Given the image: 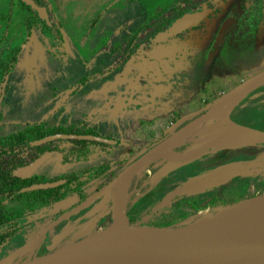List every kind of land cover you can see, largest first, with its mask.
<instances>
[{"label": "rangeland", "instance_id": "rangeland-1", "mask_svg": "<svg viewBox=\"0 0 264 264\" xmlns=\"http://www.w3.org/2000/svg\"><path fill=\"white\" fill-rule=\"evenodd\" d=\"M64 3L57 0L55 9L63 23L66 41L60 43L52 37L43 41L41 28L35 29L31 37L33 40L21 51L18 63L6 78L3 98L0 101V111L6 125L1 134L12 133L29 121L46 119L50 125H68L83 121L85 126L95 127L99 135L115 138L119 143L113 144L109 154L89 160L73 159L69 151H48L31 164L16 168L14 172L21 176H38L41 182H49L57 180L64 174L93 170L101 163L107 162L104 173L110 176L111 173L120 172L110 181L111 183L117 181L112 186V204L114 196L125 184L123 179L118 182L121 174L148 148L147 145L157 133L181 122L180 113H183L184 109L204 105V100H207V108L220 99L227 100L224 103L226 105L240 79L249 78L264 70V28L261 37H258L260 41L257 38L253 43L254 47L248 51L243 47L239 52L228 53L229 58L223 62L221 59L215 61L213 58L211 64L209 61H203L204 63L195 62L193 65H184L183 57L178 62L168 61L164 56L170 57L176 48L175 45L168 49V42L156 43L142 49L141 46L147 43V38L152 36L148 31L143 40L137 42L140 44L134 48V56L131 55V58L123 60V64L118 65L123 54L127 52L128 44L133 43L132 35L139 32L144 23L145 15L152 14L157 6H151L150 11L145 10L144 14H141L144 6L133 4L132 0H125V4L123 0H78L66 8L63 7ZM151 3L155 4L153 0ZM104 5H107L106 14L116 12L117 18H127L126 22H129L124 23L121 28H126V31L124 33L122 31L123 34L114 40H106L104 36H102L104 39L92 38L86 34L92 18ZM250 11L248 8H239L240 20L238 26L231 31L229 37L231 42L239 45L247 43L245 41L249 39L246 36L249 26L247 17ZM13 22L15 32L11 37L13 40L11 39L10 47L26 38L22 19ZM102 26L104 25L100 23L95 32ZM119 26L111 28L113 30ZM104 27L107 28L106 25ZM101 32H105V29ZM84 34L87 38H84ZM174 42L172 39L169 41L172 44ZM126 46L128 47L125 48ZM164 49L167 52L162 54L161 50ZM136 57L138 59L135 62ZM165 61L167 69L162 72L160 66ZM112 67L114 68L110 69ZM108 69L110 71H107ZM97 71H102V74L81 85L75 96L71 97L69 92L78 85L79 80L84 75ZM256 92L260 94L246 97L233 110L230 116L233 123L246 122L248 125L261 123L264 127V83ZM234 128L236 125L229 120L213 127L216 130ZM241 144L244 143L240 142L239 145ZM135 175L126 188L128 193L129 190L132 191L134 182L139 180ZM103 177L104 175H101L95 180L88 181L85 187L89 192V198L86 202L78 204V191L72 190L63 198L45 205L42 210L47 211L46 216L23 226L8 242L0 245V263L26 264L35 258L54 253L61 247L71 245L88 233L95 230L101 233L106 229L111 220L108 217L96 228L92 227L97 219L106 213L108 196H104L105 192H102L105 187L98 190L100 186L98 183L104 179ZM198 177H190L186 181L199 182ZM224 177L225 172L217 170L207 177L208 181L201 177L202 181L199 183L201 186H208L223 181ZM253 181L254 178L246 174L234 184L238 188L237 195L242 197L240 200L264 194V189L252 187ZM209 197L210 195L200 197L199 201L203 203L200 210L237 202L223 203L217 199L207 202ZM98 198L101 199L97 204ZM126 206H129V199L124 201V210ZM198 209H192L190 215H187L188 211L177 215L168 209L169 214L167 212V215L157 217L153 223H143L144 226L151 225L157 229L143 231L141 234H157L162 230L180 226L162 235L167 236L187 226L194 217L191 220L188 218L196 216ZM118 217L121 223V208Z\"/></svg>", "mask_w": 264, "mask_h": 264}, {"label": "flooded vegetation", "instance_id": "flooded-vegetation-1", "mask_svg": "<svg viewBox=\"0 0 264 264\" xmlns=\"http://www.w3.org/2000/svg\"><path fill=\"white\" fill-rule=\"evenodd\" d=\"M33 1L38 6L43 7L45 9L46 11L45 17H43L39 13V11L33 7L31 3H26L23 0H0V71H2L1 65L4 62V60L10 62V58H8L10 57V50H12L15 46L21 48L19 52V56H20L21 51H23V49L28 46L30 41L33 40L31 38L33 31L39 27L41 28V35H42L41 40L47 41L48 37H52L55 40L59 41L60 43L66 41L65 33L63 30V23L57 16L55 9L56 6L55 3L57 0H33ZM61 1L65 2L63 7L66 8L70 4L78 0H61ZM153 1L155 2L156 5L152 4L151 0H132L133 4L135 5L137 3V5L140 7H142V5L144 6L145 9L142 11L143 13L141 12V14H144L145 10L150 11L151 6H157V8H154L152 14L148 13L147 16L145 15L144 23L141 25L139 32L132 35L131 40H133V43L128 44L129 47L128 46L125 47V48L128 47L127 52L123 54L122 59L119 60L118 65L123 64V60L128 59L131 55L134 56V52H135L134 48L135 47L137 48V46H139L140 44L137 42L140 41V39L143 40V38L147 35L148 31L152 33V36L147 38V43L149 45H147V43H144L145 46L142 45L141 46L142 49L146 47H151L156 43L168 42L167 43L168 44L167 47H169L168 49L176 45V48L173 49L174 53L170 57H168V55L164 56L165 58H167L168 61L178 62L180 58L183 57L185 58L183 63L184 65H193L195 62H203V61H209V63L211 64L214 60L218 61V59H221V62H223L225 59L229 58L228 53L233 52L234 54L236 52H239V50H241L243 47L245 48V50L248 51L249 49H251V47L252 48L254 47L253 46L254 41H257V38L261 37L262 30L264 28V0H153ZM123 4H125V0H123ZM106 7L107 5H104L102 9L98 7V9L100 10L96 12L95 16L92 18V21L90 22V26L87 29L86 34L88 36H91L92 38L101 37V39L102 38L104 39L105 37L106 40L107 39L114 40L117 38V36H120L126 31V28L125 29H121V28L124 23H129L126 22L127 18H123V17L117 18L116 12L106 14L107 13V10H105ZM239 8H248L251 10L248 13V17H247L249 26H248V33H246V36H248L249 39L245 40L247 41V43L243 42L241 45L237 44L236 42H231L229 38L233 28L238 26L240 20ZM202 10H206V12L195 24L187 26L186 28L178 31L176 34L169 36L163 40H156L157 34L165 30L168 26H170V24H172L178 18L182 17L187 13H194ZM17 19L20 20L22 19L24 30L26 32V38L25 37L22 38V40L18 41L16 45L10 47V43L13 40L11 37L15 32L13 21L14 20L17 21ZM227 21H228V26L224 29L223 35L219 38V35L222 31V27ZM100 23L103 24L104 26L106 25L107 28L102 26V28L98 29V31L95 32L97 26ZM116 25H120V26L117 29L113 28L112 30L111 27ZM104 29L105 32H101ZM122 31L123 33H121ZM86 34H84L85 36V37L83 36L84 38H87ZM171 39L175 41L173 44L169 43ZM258 40L260 41L259 38ZM219 48L221 49V51ZM166 52H167L166 49L161 50L162 54ZM137 57L135 58V62L136 59H138ZM113 68L114 67L110 69ZM160 68L162 69V72L163 70L167 69L166 61L162 66H160ZM110 69H108L107 71H110ZM8 74H10V68L4 70L3 74L0 73V101L3 98V85L6 81ZM100 74H102V71L99 72L97 71L94 72L93 74H87V75H95V77H97ZM246 79L248 78L240 79L239 84H241ZM259 86L256 87L253 91H251L243 99L249 96H253V97L258 96L260 92H256V91L258 90ZM73 90L69 92L71 97L75 96V94L77 93V90L76 91ZM204 102H205L204 105L195 106L191 109H186V110L184 109L185 111L183 110L182 111L183 113L179 112L180 113L179 119L181 120L180 122L181 124L178 126V128L179 127L180 128L173 135L178 133L186 124H188L189 122H191L192 120H194L199 116V115H194L195 112L203 109L201 114L204 115L206 112H208L209 109H211V107L215 106L216 104H221L223 100L220 99L215 101L210 105L209 108L206 107V105L208 104L207 100H204ZM240 102L238 104H240ZM236 106L232 109L230 116L233 110L236 108ZM5 125L6 122L3 120V113L2 111H0V136H5L10 134V132L6 134L4 133L1 134V130L4 128ZM244 125H248V124L244 122ZM248 126L262 130L264 128L261 123H253V125H248ZM168 129L169 127L167 129L162 130L160 133H157V135L153 137V140L150 141L149 144L147 145L148 148L145 151H143L141 154H139L136 157V159L139 158L141 155H143V153H146L157 143H159L160 141L157 142L156 140L160 138L162 133ZM213 130L214 129L212 128H208L207 130L202 132L204 134H208ZM194 131H195L194 133H197L198 128H195ZM227 134L231 136V140H233V144L231 148L230 147L224 148L221 147V145H219L217 147L207 149L206 151H204L203 154L186 152L188 154L187 155L184 152L178 153L177 156L180 158H184L187 155V158H189V160H192L190 162V165L188 164L187 166H185V168H181V170L172 169L166 175L160 177L155 182L153 180L148 182V186L146 187H144L143 183L147 179H149L152 176V174L162 164L166 163L170 157H174L175 155H170V156L168 155L169 156L168 158H165V156L160 155L154 158L153 160H151V162L148 161L144 167L137 169L135 172L136 174L135 176L139 180L138 181L136 180V182H134L135 184L132 185V191L129 190L130 193H128V191L126 190L127 186L129 185L127 183L122 186L121 191L119 192L124 195L120 207L125 200L129 199V206H126L125 213H127L130 221L138 224L153 223L157 219V217L159 216L162 217L167 215L168 209L174 214L177 213V215H182L186 211H188L187 215H190L193 212L192 209L199 208L198 211L200 210V205H202L203 203H201L199 200L200 197H202L203 195H210L207 202H211L217 199V201L223 203H229L228 201L233 200V198L242 199V197L237 195L238 188L235 187L234 184L237 181H239V179L244 178L246 174L254 178L253 181L254 186H257L258 189L261 190L264 189V168H259V170L255 169L249 173H247V171H241L238 169L224 171L225 177L223 181L216 182L215 184H208V186H201L199 183L202 181L200 178L203 175L199 176L198 185L190 186V184L187 183L185 184V182H188L186 180L190 176L203 174V173L206 174L211 169H219L228 165L235 166V163L244 162L248 160H264L263 143L250 142L239 145L240 143H238L237 141L238 140L244 141L246 139L245 135L239 133L236 130H227ZM117 143H119V141ZM63 144L67 145L68 142H65ZM109 144L113 145L116 143H109ZM189 145L181 144L175 146V148L179 150H184L188 148ZM243 150L246 153H244ZM110 152L101 155H93L89 159L102 157L109 154ZM156 162H159L160 164H157ZM106 164L107 162H103L93 170H84V171L76 172V173L91 172L88 179L84 183L85 185L82 186L83 188H85L86 191L87 189L85 186L88 183V181H90L91 179L95 180V178L104 175L103 177L104 179H102V181L98 183L100 185L98 186V190H101L103 187H105L104 190L102 189V192H105L104 196L105 195L108 196L106 213L97 219L98 221L92 225L93 228H96L97 225L103 223V221H105L107 217L108 219L111 218L114 201L116 196L119 194L117 193V195L114 196L111 204L112 187H110L109 189L107 187L114 185L116 181H113L112 183L110 181L120 172H118L117 174L111 173L110 176H108L107 173L103 172L104 169L106 168ZM61 178H65V177H59L58 179ZM180 184L181 186L179 187L181 191L177 195L175 196L173 195L172 197H170V200L167 201L164 205L162 206L157 205L156 201H153L152 198L155 196V192H154L155 188L162 190H166L168 188L169 190L168 189L167 190L170 191L174 187ZM182 190H185V192H182ZM88 198H89L88 191L85 197H81V195L79 194L78 204L86 202ZM100 199L101 198L97 199L96 201L97 204L99 203ZM171 205L174 207H171ZM44 206L45 205H38L35 211L27 213L24 216V218L21 220L22 226L20 228L26 226L28 223L33 222L34 220L40 217H43L44 215L46 216L47 211L42 210ZM206 209H211V207ZM206 209L200 210L199 212L196 211L197 215H200ZM118 228H120V219L117 224V232H118Z\"/></svg>", "mask_w": 264, "mask_h": 264}, {"label": "water", "instance_id": "water-1", "mask_svg": "<svg viewBox=\"0 0 264 264\" xmlns=\"http://www.w3.org/2000/svg\"><path fill=\"white\" fill-rule=\"evenodd\" d=\"M23 1L26 3H31L33 7L37 9L43 17L46 16L45 9L43 7L38 6L33 0ZM205 12L206 10H202L183 15L182 17L175 20L172 24H170V26H168L165 30L159 32L157 34L156 40H163L169 36L176 34L181 29L195 24L204 15ZM227 26L228 21L223 25L219 38L223 35L224 29ZM263 83L264 70L249 77L248 79L244 80L241 84H239L233 91L232 100L229 101L227 104V113L224 114L223 120L231 121L232 124L236 125V128H234V130L247 137L244 141L238 140V143L259 142L264 144L263 130H259L257 128L249 127L243 124L233 123L230 117L232 109L245 96H247L251 91H253L256 87ZM202 111L203 109L198 110L194 113V115L201 116ZM197 118H195L194 120H196ZM218 119L219 118H217V121ZM213 125L214 124L209 125L208 128H211ZM175 132H173L171 135H173ZM171 135L157 143L150 150L140 156V158L133 162L129 167H127L124 173L121 174V176L119 177L120 179L118 180V182L123 179L125 180V184H129L130 179L133 177L134 172L139 166L146 163L147 161L151 162V160H153L154 158L163 155L164 153H167V151L172 149L174 146L166 148L165 150H162L158 153L156 152L157 148ZM59 138H81L103 141L107 143L118 142V140L113 138H108L90 133L79 134L57 132L36 139L34 141V144L40 145ZM184 153L187 154L186 152ZM187 155L182 159H186ZM175 162H177V159L175 157H170L169 160L163 166H161L156 172H154V174L151 176V179H155L159 176L167 174L172 169ZM258 168H264V160H248L244 162L235 163V166L228 165L219 169H211L202 177L207 180V177L213 175L217 170L228 171L232 169H238L241 171L248 172ZM65 181V178H61L49 182H35L33 184L23 187L22 191L56 187L64 183ZM115 184L116 183H114V185ZM110 187L112 186H109L107 188L109 189ZM182 191L185 192V190ZM121 216L123 217V222L121 224V236L117 238H111L106 236L107 228L102 230L101 233H97V231L95 230L91 233L86 234V236H83L79 240L74 241L71 245L61 247L58 251L54 253L46 254L41 257L35 258L26 264H109L113 262L144 264L152 260H160L167 263H176L182 260L197 261L214 253L223 255L227 253L230 249H232V247L236 245L245 244L250 241V239L248 240L247 238L232 236L223 240H208L203 244H198L196 242H174L166 240L161 236L171 232L173 229L178 228L180 226L162 230L160 233L157 234L145 235L141 233L143 231L148 230L154 231V229H157V227H153L151 225L144 226L143 224L131 222L128 215L125 213L124 202L122 203ZM193 217L195 218V216H191L190 218H188V220H191ZM135 231L138 233H136ZM0 264H10V262Z\"/></svg>", "mask_w": 264, "mask_h": 264}, {"label": "trees", "instance_id": "trees-1", "mask_svg": "<svg viewBox=\"0 0 264 264\" xmlns=\"http://www.w3.org/2000/svg\"><path fill=\"white\" fill-rule=\"evenodd\" d=\"M20 49L15 46L10 50V57H8L10 62L4 60L1 65V74L9 68L11 71L16 65ZM94 77L95 75H84L73 91ZM175 130H166L156 141L165 139ZM56 132L99 135L97 129L92 126H85L83 121L68 125H50L45 119L26 122L22 128L9 135L0 136V245L8 242L21 229V220L27 213L35 211L38 205L50 204L63 198L72 190H77L81 197H85L87 191L82 186L85 185L84 183L91 173L64 174L61 177H65L67 180L59 186L22 191L23 187L41 182V179L38 176L25 177L16 174L14 172L16 168L31 164L40 155L48 151H69L73 159L86 160L93 155L108 153L113 148V145L109 143L81 138H59L40 145L34 144L36 139ZM65 142L68 144L64 145ZM68 157L65 156V158ZM239 199L233 198V200L227 201L235 202ZM120 228H118V233Z\"/></svg>", "mask_w": 264, "mask_h": 264}, {"label": "bare ground", "instance_id": "bare-ground-1", "mask_svg": "<svg viewBox=\"0 0 264 264\" xmlns=\"http://www.w3.org/2000/svg\"><path fill=\"white\" fill-rule=\"evenodd\" d=\"M225 102L227 100L221 104H216L204 115L186 124L178 133L167 138L157 148L156 152L158 153L181 143L184 139L193 135L195 128H198V132L206 130L209 125L217 121V118H221L227 113L228 103L224 105ZM191 129L193 131H190ZM188 131L190 132L187 134ZM147 162L137 169L144 167ZM123 197L124 195L119 193L115 198L111 220L106 227V236L108 237L117 238L122 235L121 228L119 233L117 232V224ZM122 222L123 217L121 224ZM232 236L247 238L250 241L232 247L223 255L214 253L197 261L182 260L176 263H167L160 260H152L144 264H264V194L254 196L251 199L219 204L212 209H206L200 215L195 216L194 220L187 226L161 237L174 242L203 244L208 240H223ZM109 264L129 263L113 262Z\"/></svg>", "mask_w": 264, "mask_h": 264}, {"label": "crops", "instance_id": "crops-1", "mask_svg": "<svg viewBox=\"0 0 264 264\" xmlns=\"http://www.w3.org/2000/svg\"><path fill=\"white\" fill-rule=\"evenodd\" d=\"M186 110V109H185ZM184 110V111H185ZM224 121L226 120H223V117L219 118L218 121L216 122V124H214L211 128L213 129V127H217L219 126L221 123H223ZM181 123H178V124H172L171 127H169V129H175L177 128L175 131H177L179 128L178 126L180 125ZM244 125V124H243ZM250 127V126H249ZM168 129V130H169ZM174 131V132H175ZM190 131H193L192 129ZM188 131L187 134L190 132ZM189 145L188 148L184 149V150H179V149H176L175 146L173 148L175 149H170L169 151H167V153H164L163 156H165V158H168L170 155H175L174 157L177 159V162H175V164L173 165L172 169L173 170H176V169H179L181 170V168H185V166H187L188 164L190 165V162L192 160H189V158L186 159H182L180 157L177 156L178 153H183V152H189V153H195V154H203L204 151H206L207 149L209 148H214V147H217L219 145H221V147H232V144H233V140H231V136H229L227 134V130H216L214 129L213 131H211L210 133L208 134H204L203 132H197V133H194L193 135H191L188 139H184L182 141V143L178 144V145ZM176 145V146H178ZM169 155V156H168ZM160 168V167H159ZM158 168V169H159ZM157 169V170H158ZM171 169V170H172ZM156 170V171H157ZM155 171V172H156ZM250 171H248L247 173H249ZM154 174V173H153ZM152 174V175H153ZM166 175V174H165ZM202 174H197V175H192L190 176L191 178H194V176H200ZM164 175L162 176H159L155 179H151V177L149 179H147L143 185L144 187L148 186V182H150L151 180H153L154 182L156 180H158L160 177H163ZM189 177V178H190ZM202 177V176H201ZM199 178V177H198ZM197 178V179H198ZM185 182V181H184ZM183 182V183H184ZM182 183V184H183ZM190 184V186H194V185H198V182L196 181L195 183H188V182H185V184ZM180 185L174 187L172 190L168 191L167 189L166 190H162V189H154V192H155V196L152 198L153 201H156V204L157 205H164L167 201L170 200V197H172L173 195H177L181 190H180ZM158 187V186H157ZM252 187H254V183L252 185ZM168 191V192H167ZM183 192V191H182ZM150 193H151V190H150ZM165 193V194H164Z\"/></svg>", "mask_w": 264, "mask_h": 264}]
</instances>
